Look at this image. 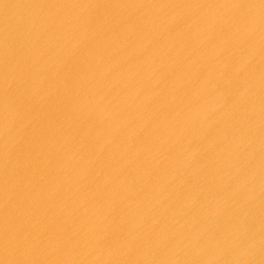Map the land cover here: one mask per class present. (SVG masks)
Returning <instances> with one entry per match:
<instances>
[{
  "label": "water",
  "instance_id": "1",
  "mask_svg": "<svg viewBox=\"0 0 264 264\" xmlns=\"http://www.w3.org/2000/svg\"><path fill=\"white\" fill-rule=\"evenodd\" d=\"M0 264H264V0H0Z\"/></svg>",
  "mask_w": 264,
  "mask_h": 264
}]
</instances>
